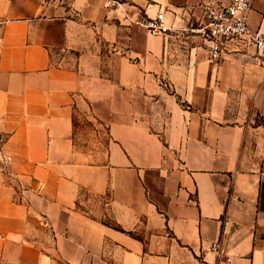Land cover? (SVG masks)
I'll use <instances>...</instances> for the list:
<instances>
[{"label": "crops", "instance_id": "1", "mask_svg": "<svg viewBox=\"0 0 264 264\" xmlns=\"http://www.w3.org/2000/svg\"><path fill=\"white\" fill-rule=\"evenodd\" d=\"M230 1L0 0V264H264V56L144 25Z\"/></svg>", "mask_w": 264, "mask_h": 264}, {"label": "built area", "instance_id": "2", "mask_svg": "<svg viewBox=\"0 0 264 264\" xmlns=\"http://www.w3.org/2000/svg\"><path fill=\"white\" fill-rule=\"evenodd\" d=\"M105 1L107 6H113L120 0ZM200 8L201 17L184 28L175 24L166 26L162 11L144 25L151 34L194 39L191 47H204L211 61L217 62L227 53H242L248 49L264 56V32L252 29L248 23L250 0H231L227 5L202 4ZM211 248L216 250L218 245L214 243Z\"/></svg>", "mask_w": 264, "mask_h": 264}, {"label": "rangeland", "instance_id": "3", "mask_svg": "<svg viewBox=\"0 0 264 264\" xmlns=\"http://www.w3.org/2000/svg\"><path fill=\"white\" fill-rule=\"evenodd\" d=\"M180 41V38H177ZM101 130L99 128H96V130ZM95 130V127L92 125H81L79 129H77L76 134H75V141L79 146H85V144L88 142H91V146H95L96 144L94 142L95 139H100L103 140L105 138L104 131H100L101 133H97Z\"/></svg>", "mask_w": 264, "mask_h": 264}]
</instances>
